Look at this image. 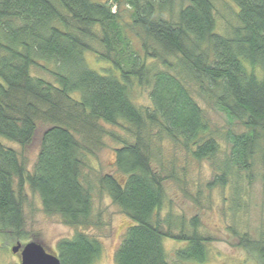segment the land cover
I'll return each mask as SVG.
<instances>
[{"label":"trees","instance_id":"trees-1","mask_svg":"<svg viewBox=\"0 0 264 264\" xmlns=\"http://www.w3.org/2000/svg\"><path fill=\"white\" fill-rule=\"evenodd\" d=\"M218 5L230 16L222 32ZM135 89L150 106L134 102ZM39 129L30 171L12 145L29 147ZM104 138L119 143L116 171L92 180L85 170ZM165 144L209 163L208 190L264 169V0H0V235L22 237L26 187L46 215L77 229L97 223L94 194L104 193L131 222L115 264H169L164 239L184 244L177 261L204 263L199 220L187 231L181 218L176 233L162 217L164 180L180 183L164 173ZM237 237L264 264V239ZM100 254L81 231L56 246L60 264Z\"/></svg>","mask_w":264,"mask_h":264},{"label":"rangeland","instance_id":"rangeland-1","mask_svg":"<svg viewBox=\"0 0 264 264\" xmlns=\"http://www.w3.org/2000/svg\"><path fill=\"white\" fill-rule=\"evenodd\" d=\"M91 1L101 2V0ZM217 10H219L218 30L222 32L221 28L226 25L227 20L230 21V16L221 5L217 6ZM85 60L90 69L100 71L99 61L91 54L85 55ZM133 100L138 106H150L148 93L144 89H135ZM209 116L215 124L225 126V119L220 114L209 112ZM107 128L120 138H127L126 132L121 128L108 126ZM42 131V129L38 130L33 143L27 148L12 145L21 159H24L30 171L36 161ZM117 147L119 143L110 138H104V146L96 150L94 156H89L86 175L94 180V175L114 174L116 171L114 149ZM164 158L166 163L172 165L170 167L167 164L168 170L164 173L175 175L173 171L175 170L180 183L173 179L164 180L166 201L162 217L172 215V223L177 224L176 233H178L181 218H184L183 225H186L187 231H190V228H187V221L194 217L199 220L198 231L210 238V241L206 243L207 259L201 264H261L254 253L240 247L237 236L246 234L254 243L264 239V169H256L251 181L242 178L237 180L235 176L232 180L230 179L231 181L224 189L208 190L205 188V183L212 180L214 173L208 162L197 163L185 160L186 157L182 152L175 151L173 154L169 144H165ZM184 162H188L185 174L181 171ZM93 204L92 218L98 224L80 229L68 227L58 216L46 215L42 210L39 197L26 187L22 237L0 235V264H20L19 253L11 252L16 243L25 245L30 241H37L48 253L56 255L57 243L63 239L72 238L77 231L89 234L101 245V254L93 264H115V252L131 222L104 193H95ZM163 246L169 264H197L176 260L175 251L181 249L184 244L164 239Z\"/></svg>","mask_w":264,"mask_h":264},{"label":"water","instance_id":"water-1","mask_svg":"<svg viewBox=\"0 0 264 264\" xmlns=\"http://www.w3.org/2000/svg\"><path fill=\"white\" fill-rule=\"evenodd\" d=\"M11 252L19 253L20 264H60L58 257L48 253L37 241H30L25 245L16 243Z\"/></svg>","mask_w":264,"mask_h":264}]
</instances>
